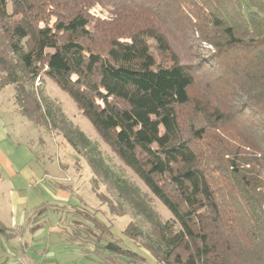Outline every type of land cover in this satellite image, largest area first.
Listing matches in <instances>:
<instances>
[{"label":"trees","instance_id":"trees-1","mask_svg":"<svg viewBox=\"0 0 264 264\" xmlns=\"http://www.w3.org/2000/svg\"><path fill=\"white\" fill-rule=\"evenodd\" d=\"M96 5L112 17H95ZM174 29H193L214 51L185 63ZM45 77L170 219L41 97ZM7 85L23 115L87 159L95 186L113 185L117 203L103 198L112 213L129 205L149 225L131 222L121 237L98 210L52 207L69 213L82 248L93 244L107 264H264V0H0V90ZM52 208L35 211L33 224ZM0 236H14L1 220Z\"/></svg>","mask_w":264,"mask_h":264},{"label":"rangeland","instance_id":"rangeland-1","mask_svg":"<svg viewBox=\"0 0 264 264\" xmlns=\"http://www.w3.org/2000/svg\"><path fill=\"white\" fill-rule=\"evenodd\" d=\"M92 13L101 19L112 17L110 9L102 5H96ZM172 31L170 35L175 40L176 48L181 51L185 63L196 64V53L202 54L204 48L214 51L212 45L195 40L198 33L192 32L193 29L187 34L177 32L176 29ZM204 75L198 79L196 88L199 92H203L206 86ZM37 85L40 87L41 97L54 109H60V113L69 122L84 132L119 179L135 183L143 192L148 193L152 206L164 219L172 217L159 198L149 191L144 182L99 135L68 93L48 77L37 80ZM93 179L94 174L87 159L64 139L62 133L40 127L22 114L12 85L0 90V217L8 226H12L15 221L18 224L23 221L20 230L22 235H26L20 242L22 245H18L17 239L0 236V264L9 257L12 259L15 252L21 261L27 262L26 259L32 254H47L46 247L58 255L60 264H107L104 255L95 250L93 244L87 242L85 248L80 246L79 240L73 238L69 213L66 214V210L56 212L52 208L56 206H67L71 210L72 205L80 204L98 210L101 218L114 225L116 236L122 237L123 231L131 222L143 228L149 227L145 218L135 214L129 205H125L123 215L112 213L107 200L116 204L117 192L112 184L105 181H99L95 186ZM19 197L23 201H18ZM45 205L51 206L52 210L44 218L45 222L37 219L35 224H44L32 232L31 227L35 226L33 214ZM15 207L18 208L17 213L14 211ZM11 211H14L13 218ZM33 238L35 241L32 242ZM126 242L133 248L144 251L136 243L128 240ZM74 252L81 253L78 260H75L77 254ZM53 260L56 262V258ZM152 261L150 257V262Z\"/></svg>","mask_w":264,"mask_h":264},{"label":"crops","instance_id":"crops-1","mask_svg":"<svg viewBox=\"0 0 264 264\" xmlns=\"http://www.w3.org/2000/svg\"><path fill=\"white\" fill-rule=\"evenodd\" d=\"M19 199L20 200H18V201H21V200L23 201V198L19 197ZM14 211H15V213H17L18 212V208L15 207ZM14 211H11V214H12L11 218H13ZM25 211H27V210H25ZM25 215H26V213H24V216H23L24 219H25ZM0 219L2 220L1 217H0ZM1 222L6 225V223L3 220ZM16 222L17 221L13 222L12 226L6 225V227L9 228V232L14 235L12 237V239L13 238L17 239L16 242L18 243V245H22V244H20V242H21V240L24 239V236H26L25 233H23V235H22L21 230H20V226L23 225L22 224L23 221L21 223H19V224L16 223ZM26 230H27V228L25 229V231ZM20 233H21V235H20ZM26 233H29V232H26ZM33 241H35L34 238L32 239V242ZM39 244H41V243H39ZM48 246H49V244H48ZM46 248H47V254H36V255L32 254V255H30L31 257L26 259L27 262H25L24 260L21 261V259H19V257H18V253L15 252V255L12 254V259H10V257H9V259L6 262H4L3 264H60V262L57 259L58 255L55 254L53 251L49 250L48 247H46ZM74 253L77 254L75 256V260H78L80 258V256H81V253L80 252L79 253L74 252ZM54 258H56V262H54V260H53Z\"/></svg>","mask_w":264,"mask_h":264}]
</instances>
